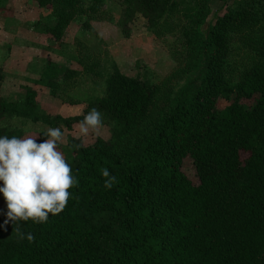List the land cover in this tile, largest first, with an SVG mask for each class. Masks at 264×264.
I'll list each match as a JSON object with an SVG mask.
<instances>
[{
	"label": "trees",
	"instance_id": "1",
	"mask_svg": "<svg viewBox=\"0 0 264 264\" xmlns=\"http://www.w3.org/2000/svg\"><path fill=\"white\" fill-rule=\"evenodd\" d=\"M106 1L119 6L124 38L136 19L170 37L175 67L150 83L112 66L100 96L70 117L38 108L35 81L16 100L0 98V136L39 134V143L43 132L24 135L9 121L69 130L93 107L109 124L106 139L67 136L58 146L77 184L61 213L20 222L35 242L18 240L0 207V264H264V0H219L209 20L211 0H32L48 10L35 24L59 42L76 17L90 31ZM76 45L79 71L44 67L52 97L82 75L101 78L92 51ZM174 79L185 81L173 94ZM105 168L116 177L111 189Z\"/></svg>",
	"mask_w": 264,
	"mask_h": 264
},
{
	"label": "rangeland",
	"instance_id": "2",
	"mask_svg": "<svg viewBox=\"0 0 264 264\" xmlns=\"http://www.w3.org/2000/svg\"><path fill=\"white\" fill-rule=\"evenodd\" d=\"M211 19L215 10L220 6L219 0L209 2ZM100 17L88 22L90 31L81 30L80 25L84 17H76L71 22L59 42L53 41L49 35L37 28L48 14V10L39 9L32 0H0V98L13 101L22 96L24 85L38 82L36 102L38 108L46 114H59L70 117L81 113L86 100L98 98L103 88V78L110 72L112 66L122 74L137 77L150 83H158L175 67L171 58L169 46L170 37H154L143 30L141 20H134L130 27L128 38H124L116 21L119 6L114 1H106L100 9ZM203 25L201 30H205ZM83 44L92 51L93 57L102 67V75L98 80H91L89 76L78 77L76 84L62 90L58 97L49 95L48 89L42 85L44 67L48 63L79 71L80 67L72 57L77 54V43ZM172 46V45H171ZM184 79L173 81V94L184 83ZM242 104L248 105L242 100ZM226 102L218 101V107ZM9 128H21L24 135L36 132H46L48 127L40 123H26L22 125L17 120L9 121ZM109 124L103 118L100 133H89L81 136L77 124L69 130L60 128L66 141L67 136L80 138L88 144L97 136L108 138ZM61 142L58 146H63ZM60 151V149H58ZM185 175L195 181L193 167L189 160L182 164ZM2 186V183H0ZM0 207L6 208V202L0 194Z\"/></svg>",
	"mask_w": 264,
	"mask_h": 264
},
{
	"label": "clouds",
	"instance_id": "3",
	"mask_svg": "<svg viewBox=\"0 0 264 264\" xmlns=\"http://www.w3.org/2000/svg\"><path fill=\"white\" fill-rule=\"evenodd\" d=\"M77 127L81 136L99 134L103 127L102 113L95 107L89 110ZM46 139L37 142V136L18 138L0 136V194L6 202L5 225H16L18 240L35 242L31 232L21 231L20 222L46 223L49 214L56 216L67 206L71 189L77 184L72 168L58 144L66 143L60 128H48L42 133ZM76 147H80L77 145ZM104 187L111 189L116 177L107 168Z\"/></svg>",
	"mask_w": 264,
	"mask_h": 264
}]
</instances>
